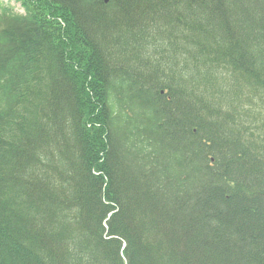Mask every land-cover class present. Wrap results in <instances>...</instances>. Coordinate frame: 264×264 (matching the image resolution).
<instances>
[{
	"label": "trees",
	"instance_id": "1",
	"mask_svg": "<svg viewBox=\"0 0 264 264\" xmlns=\"http://www.w3.org/2000/svg\"><path fill=\"white\" fill-rule=\"evenodd\" d=\"M6 1L0 264H264V0Z\"/></svg>",
	"mask_w": 264,
	"mask_h": 264
},
{
	"label": "rangeland",
	"instance_id": "2",
	"mask_svg": "<svg viewBox=\"0 0 264 264\" xmlns=\"http://www.w3.org/2000/svg\"><path fill=\"white\" fill-rule=\"evenodd\" d=\"M3 2H4V3H7L6 0H3ZM8 5H9L10 7H12L16 13H22V10H21L19 4H16V3H14V2H10V3H8Z\"/></svg>",
	"mask_w": 264,
	"mask_h": 264
}]
</instances>
